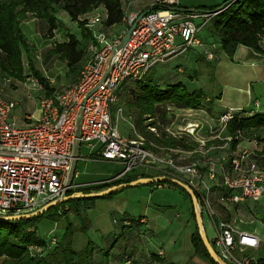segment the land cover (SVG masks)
Here are the masks:
<instances>
[{
  "label": "built area",
  "instance_id": "built-area-1",
  "mask_svg": "<svg viewBox=\"0 0 264 264\" xmlns=\"http://www.w3.org/2000/svg\"><path fill=\"white\" fill-rule=\"evenodd\" d=\"M156 1L158 8L139 22L142 13H125L123 29L118 33L105 26L106 13L84 16L81 20L86 22L93 40L87 46V58L78 79L60 92L41 97L37 117L29 114L18 121L17 102L0 95V216L31 213L63 198L67 192L69 195L78 188L73 182L67 186L72 166L85 160L79 157V148L99 146L95 161L118 163L124 168L113 178L116 181L144 167L153 170L156 177L179 180L189 188L197 199L195 211L206 236L202 215L208 212L215 230L211 245L223 262L264 264L255 256L245 255L260 249L261 238L222 218L212 201L217 189H221L216 203L225 210L249 202L262 203L264 166L250 164L245 154L228 156L223 161L207 157L216 149H228L234 139L239 140L240 133L234 137L227 132L236 115L253 113L243 109L226 111L211 124L215 126L207 141H196L205 126L198 120L188 121L177 133L147 126L156 137L165 131L199 144L188 151L161 147L137 132L128 138L114 121L113 107L123 84L141 82L151 70L192 50L201 49L210 62L219 59L216 46L205 45L200 34L223 10L186 13L174 10L179 7V0ZM134 25L128 42L119 48ZM261 47L264 50V40ZM3 79L7 85L13 83L10 77ZM53 243L56 245V240ZM29 250L39 252L36 246ZM132 263L127 258L124 264Z\"/></svg>",
  "mask_w": 264,
  "mask_h": 264
},
{
  "label": "rangeland",
  "instance_id": "rangeland-1",
  "mask_svg": "<svg viewBox=\"0 0 264 264\" xmlns=\"http://www.w3.org/2000/svg\"><path fill=\"white\" fill-rule=\"evenodd\" d=\"M156 2L157 1L154 0L150 6L154 5ZM196 3L198 2L193 0L192 4L196 5ZM105 12L106 9L100 7L89 15L98 13L104 15ZM55 16L60 28L52 33L49 32L50 25L47 21L38 19L33 20L32 17H28V19L22 23L21 29L30 45L31 60L34 66L49 80L50 86L54 88L55 91L60 92L72 85L73 79L68 76V67L66 63H64L58 55L52 54L51 50L56 44L67 41L66 34L81 38V31L78 24L73 22L65 11L57 9ZM122 29L123 25L119 24L114 26L113 29L111 28V32L114 31L118 33ZM202 36L206 38V33L204 32ZM188 58H191V54L173 60L167 65H161L151 70L144 80L152 78L153 83L161 87L184 83L187 90L190 92L196 89H203L206 90L209 95H212L213 92H209V87L212 88V84L210 85L212 82V75H209L207 79L199 78L208 65H203L201 57H198V61L195 58L190 60ZM178 61H180V64H177ZM23 62L24 82L13 79V83L7 85L3 79L6 75L0 70V95L7 100L17 102L18 106L15 115L18 121H22L24 116L29 114H33L37 117L38 101L45 94L43 86L37 83L35 77H32L26 53H24ZM179 68H182L181 72L178 71ZM204 82L207 83V88L204 86ZM139 92L138 83L132 82L123 84L120 89L118 101L113 107V118L122 135L133 137L134 133L137 132L144 138L149 139L148 135H150V130L147 127L148 125H153L155 123L156 126L161 129L169 128L173 133H177L181 130L180 128L184 127L185 124L190 121L189 117L179 114L180 111L178 109L182 108L167 103L157 107V113L153 116L152 121L150 116H143L142 125L138 124L139 112L130 105L136 96H138ZM198 121H200L202 126H205L202 132L197 135L196 141H207L211 138V130L215 126V123L209 127L203 120ZM99 149L100 147L98 146L95 148L81 147L79 157H83L85 160H80L78 162L76 168L78 176L75 177L73 182L84 185H80L78 188L114 182L116 180H114L113 177L123 171V166L118 163L95 161L94 158ZM224 149L225 148L216 149L210 152L207 157L214 159L213 155H215V152ZM142 173L146 175H156L153 170L144 167H139L134 171L135 175ZM188 195L182 187L177 185L176 187L170 185L157 187L155 185L128 188L121 191L115 199H96L94 206L90 209H87V206H83L82 212L88 220L85 229L81 220L75 217L74 213L70 211L69 208L60 210L63 215L57 222L42 219L35 228L37 229L38 235L48 242V248L55 246L53 243L54 240H56V243L61 240L65 234L67 223L70 222L72 224L70 225V229H72L73 249L81 251L90 242L95 244V246H104L103 250H99L96 247L95 250L97 253L95 252V254L97 255L94 257L95 264H104V259H102L104 255L102 252L104 253V251L110 249V242L108 243L106 241L109 237L119 238V231H122L119 221L122 212H127V214L133 217L139 218L135 228L125 230L130 231V233H138L136 238L139 246L136 247L134 251H126L124 253L122 252V248L118 247L119 255L113 257V262L124 264V260L128 256V258H132V264H171L172 262L170 263V261H175L174 259L182 261L190 256L193 250L191 236L197 229L199 230L196 211ZM212 201L214 202V210L222 218H227L228 216L217 206L216 198L213 197ZM249 208H253L254 211L258 210L262 213L264 212V208L252 202L249 203ZM233 218L237 219V223L242 230L257 235L262 241L259 250L247 251L245 255L262 257L264 255V223L262 220L259 219L257 215L253 214L251 216L239 210ZM145 219H147L146 223H142V220ZM202 220L206 228L209 243L212 244V241L215 239V230L207 211L203 212ZM153 234L156 236L153 238L154 244L149 242V238ZM146 242L147 246L145 247L144 244H146ZM38 251L39 252H33L32 254L40 257L47 254L46 248H39ZM165 253V262L155 263L154 257L158 256L162 258L165 256ZM236 255L240 256L238 252ZM203 263H206V261L201 258L195 262H192V260L188 262V264ZM0 264H4L3 258H0ZM207 264L209 263L207 262Z\"/></svg>",
  "mask_w": 264,
  "mask_h": 264
},
{
  "label": "trees",
  "instance_id": "trees-1",
  "mask_svg": "<svg viewBox=\"0 0 264 264\" xmlns=\"http://www.w3.org/2000/svg\"><path fill=\"white\" fill-rule=\"evenodd\" d=\"M100 7L106 9L105 26L107 28L122 24L125 12L120 0H0V70L6 77L24 82L23 56L26 53L32 76L39 81L45 90L43 96L54 94L56 91L50 86L49 80L34 66L31 60L30 45L21 29V25L28 17L44 20L49 23V32L52 33L60 28L55 13L57 9H61L69 15L73 22L78 24L81 38L66 34L67 41L56 44L51 52L58 55L66 63L68 76L76 82L79 71L87 58V46L93 40L92 32L86 28V22L81 19ZM151 8L157 9L158 5L154 4ZM216 10L223 11L214 17L200 34L205 45H219L221 50L230 58H233L239 45L251 48L257 53H264L261 47V42L264 40V0H227L221 5L196 9V11L207 12ZM204 32L206 38L202 36ZM136 83H138L140 92L130 106L139 112L138 124L140 125H142L143 116L153 118L157 113V107L167 103L182 109L211 110L212 102L206 101L207 96L202 90L190 92L183 83L161 87L155 85L152 78ZM244 112L246 111L244 110ZM158 128L160 129V127ZM227 132L234 137L240 133L239 140L234 139L231 144L232 150L235 151L242 141L257 139L264 133V114L253 113L251 116L238 114L229 123ZM148 138L161 147L185 151L193 150L199 145L186 136L174 137L168 135L165 131H161L158 137L150 134ZM138 175L141 176L140 178L156 177L155 174L146 175L142 173ZM140 178L131 174L114 182L78 188L76 191L69 192V196L100 193L110 187L121 183H129ZM155 185L157 187L162 185L176 187V184L168 179L147 186ZM119 193L121 191L101 197L88 196L70 200L53 207L43 215L27 220L18 222L0 220V258L4 259V264H95V244L90 242L81 251L73 249L72 229H70L72 224L70 222L67 223L65 234L61 240L55 246L48 248V242L38 235L35 227L42 219L57 222L63 215L60 210L69 208L75 217L81 220L85 229L88 220L82 212V207L87 206V209H90L94 206L96 199L112 200ZM216 204L225 214V209L220 204ZM257 217L264 223V215H257ZM127 221L130 222L128 225L124 223ZM138 221V219L124 215L121 216L119 223L122 229L126 230L135 228ZM191 244L196 256L209 264H217L206 248L204 239L198 229L191 236ZM31 246L46 248L47 254L43 257L34 256L29 250ZM114 246L104 253L107 259L110 257V252ZM127 258L128 256L125 260ZM154 261L157 263L165 262L164 258L158 256L154 257ZM260 262H264V258L260 259Z\"/></svg>",
  "mask_w": 264,
  "mask_h": 264
},
{
  "label": "crops",
  "instance_id": "crops-1",
  "mask_svg": "<svg viewBox=\"0 0 264 264\" xmlns=\"http://www.w3.org/2000/svg\"><path fill=\"white\" fill-rule=\"evenodd\" d=\"M120 1L122 2L123 10L127 11L125 13H143L153 6L150 5L153 3L154 0H120ZM225 1L227 0H196V2L198 3H196L195 5L192 4L193 0H179L178 8L187 9V10L188 9L196 10L197 8H209V7L221 5ZM215 46L218 49V55H219V59L215 62H210L206 60L203 55V51L201 49L192 50L186 53L185 55L178 57L181 58L191 54V58L188 59L190 60L195 58L197 61H198V57H201L203 61V65H208V66L205 68V71L201 73L199 78L201 77L203 79H207L209 75H212V82L210 83V85L212 84V88L209 87L210 88L209 92H213L212 95H209V93L206 90L200 89L207 96V98L211 100L210 102H212L210 111H207L206 109H202V110L178 109L180 111L179 114L189 117V120H203L204 123L208 124L209 126L220 115L231 109L233 110L243 109L248 113L264 114V53L263 54L257 53L251 48L245 47L243 45H239L235 51L233 58H230L221 50L219 45H215ZM177 64H180V61H178ZM178 71L181 72L182 68H179ZM73 83H75V80H73ZM204 86L207 88L208 85L206 82H204ZM128 138H133V137H128ZM83 147L92 148L90 146H83ZM80 150L81 147L78 150V155ZM243 154L246 155V160L250 164L255 166H264V133H262L260 137L257 139H253V140L249 139L242 141L238 145L235 151H233L232 148L218 150L217 152H215V155H213V158L215 161L216 160L223 161V159L228 156L239 157L242 156ZM78 162L79 161L75 163V171L72 182L74 181L75 177L78 176V172L76 171ZM132 175L136 176L134 172L132 173ZM137 176L139 178L141 177L138 174ZM73 184L76 186L84 185L79 183L77 184L74 182ZM220 192L221 189H217L216 194ZM216 194L214 195V198H217L218 195L216 196ZM249 203H246L244 205H236L226 209L225 214L226 216H228L226 220L233 222L237 227H239V224L237 223V219L233 218V216L237 214L238 210L251 216L253 214L264 215V212L262 213L258 210L254 211L253 208H249ZM254 204L258 205L261 208H264V201L260 204L257 203ZM124 215L134 219H139L137 217H133L130 214H127V212H122V216ZM146 220L147 219L142 220V223H146ZM119 233H120L119 238L109 237L108 240L106 241L108 243L110 242L109 245L110 248L114 246L115 242L116 245L110 252V257L108 259L105 256L102 257V259H104V264L115 263L113 262L114 260L113 257L119 255L118 247H121L122 252L124 253L126 251H134L135 248L139 246L137 244L138 242L136 238L138 234L137 232L130 233V231H125L122 229V231L120 230ZM154 237L156 236L153 234L149 238L150 239L149 242H151L152 244H154L153 243ZM144 246L145 247L147 246V242L146 244H144ZM96 247L99 250L104 249V246L103 247L95 246V249ZM106 251H104V253ZM95 252L97 253L96 250ZM104 253L102 252L103 255ZM96 255L97 254H94V257H96ZM250 256H254V255H250ZM162 258L166 259V253L165 256ZM199 258L200 257L195 255L193 248L192 252L190 253V256H188L187 259L182 261H178L179 259H174L175 261H170V263L172 262L171 264H188V262H190L191 260L192 262H195ZM257 258L262 259L264 258V255L262 257H257ZM115 264H117V262ZM203 264H207V261L206 263Z\"/></svg>",
  "mask_w": 264,
  "mask_h": 264
},
{
  "label": "water",
  "instance_id": "water-1",
  "mask_svg": "<svg viewBox=\"0 0 264 264\" xmlns=\"http://www.w3.org/2000/svg\"><path fill=\"white\" fill-rule=\"evenodd\" d=\"M153 10V8H150L149 10H147L146 12L142 13L138 19V22L149 12H151ZM174 10L176 11H181V12H187V13H192L195 12L196 10H187V9H180V8H174ZM135 25L129 30V32L127 33V35L125 36L123 42L121 43V45L119 46V48L123 47L126 45V43L128 42L132 31L134 30ZM77 154V149L75 150V155ZM74 171H75V163L72 166L71 172L69 174V179H68V183L67 186H71L72 184V180H73V176H74ZM164 179H168L170 180L172 183L176 184L177 186L182 187L190 196V198L192 199V203L193 206L195 208L196 204H197V199L194 195V193L187 188L182 182H180L179 180H174V179H169V178H165V177H151V178H140L138 180L129 182V183H121L119 185L110 187L109 189L100 192V193H95L92 195H68V192L65 193V195L63 196V198L61 199H57L49 204H46L45 206L39 208L38 210L31 212V213H26V214H19V215H13V216H0V220L1 221H6V222H18V221H22V220H27V219H31L40 215H43L45 213H47L50 209H52L53 207H56L58 205H61L63 203H66L70 200H75L77 198H83V197H101V196H106V195H111L113 193L128 189V188H135L138 186H147V185H151V184H155V183H160L162 182ZM196 217H197V221L199 223V233L202 236V238L204 239V243L206 245V248L208 249L211 257L216 261L217 264H226L225 262L222 261V259L219 257V255L216 253V251L214 250V248L212 247V245L209 243V240L207 238V236L205 234H203L202 232V227H201V221L199 218L198 213L196 212Z\"/></svg>",
  "mask_w": 264,
  "mask_h": 264
},
{
  "label": "bare ground",
  "instance_id": "bare-ground-1",
  "mask_svg": "<svg viewBox=\"0 0 264 264\" xmlns=\"http://www.w3.org/2000/svg\"><path fill=\"white\" fill-rule=\"evenodd\" d=\"M154 9V8H153ZM196 12V11H195ZM144 13V12H143ZM187 13V12H186Z\"/></svg>",
  "mask_w": 264,
  "mask_h": 264
}]
</instances>
